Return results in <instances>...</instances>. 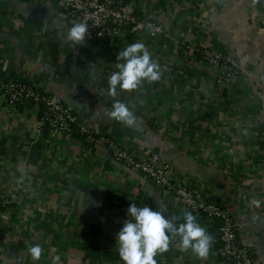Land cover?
Segmentation results:
<instances>
[{"label": "crops", "instance_id": "1", "mask_svg": "<svg viewBox=\"0 0 264 264\" xmlns=\"http://www.w3.org/2000/svg\"><path fill=\"white\" fill-rule=\"evenodd\" d=\"M125 1L155 19L163 36L123 30L114 41L74 45L61 7L0 0V72L64 104L97 140L43 132L35 108L0 106V198L17 192L20 213L0 234V264H52L57 255L59 264H123L116 235L130 203L167 218L187 211L168 190L116 162L105 139L137 158L159 156L171 184L189 188L202 204L221 205L252 264H264V0ZM136 42L161 77L131 92L117 88L113 98L107 81L117 54ZM205 46L238 66L221 94L194 51ZM114 100L134 112L133 125L107 115ZM197 223L213 237L208 256L182 251L175 238L157 264H224L214 252L215 223ZM36 243L43 248L38 261L27 251Z\"/></svg>", "mask_w": 264, "mask_h": 264}, {"label": "built area", "instance_id": "2", "mask_svg": "<svg viewBox=\"0 0 264 264\" xmlns=\"http://www.w3.org/2000/svg\"><path fill=\"white\" fill-rule=\"evenodd\" d=\"M62 8L71 23L84 22L88 25L85 40L108 39L114 41L120 32L150 38L163 36V29L149 16H140L135 8L125 0H44ZM214 72L216 91L223 92V84L235 80L239 70L233 57L219 54L205 46L194 50ZM33 104L38 114L40 130L46 126L49 132L70 135L77 128L86 142L97 141L94 133L84 126L79 118L64 104L53 100L47 93L21 81L0 75V106L18 107ZM112 158L131 171L148 177L160 188L168 190L184 207L197 218H205L218 223V237L215 239V254L224 264H252L247 250L240 245L236 228L229 214L216 202L200 203L193 192L180 185L171 184L168 164L159 156L146 152L137 158L130 150L118 147L111 140H102ZM19 202L17 192L11 199L0 198V234L9 227L10 219L20 213L15 210Z\"/></svg>", "mask_w": 264, "mask_h": 264}, {"label": "clouds", "instance_id": "3", "mask_svg": "<svg viewBox=\"0 0 264 264\" xmlns=\"http://www.w3.org/2000/svg\"><path fill=\"white\" fill-rule=\"evenodd\" d=\"M253 4L256 0H252ZM88 25L84 22L73 23L68 29L67 40L72 44L84 43L88 33ZM117 71L108 77V95L115 97L117 88L121 91H134L143 81L149 83L158 81L161 69L152 60L145 45L136 42L128 45L117 54ZM107 115L117 122L131 126L136 116L129 106L119 100H114L112 110ZM23 176L21 177L22 182ZM251 203L260 207L261 201L253 199ZM128 219L116 235V250L123 264H157L158 253L169 250L173 239L178 238V245L182 251H191L199 258L208 256L212 247L213 237L206 228L197 223V218L191 212L185 211L181 217L167 218L162 212L153 210L149 206L138 207L130 203L127 209ZM178 219L183 222L176 223ZM32 260H40L43 248L40 243L31 245L27 249ZM60 257L53 256L52 264H59Z\"/></svg>", "mask_w": 264, "mask_h": 264}, {"label": "trees", "instance_id": "4", "mask_svg": "<svg viewBox=\"0 0 264 264\" xmlns=\"http://www.w3.org/2000/svg\"><path fill=\"white\" fill-rule=\"evenodd\" d=\"M0 75L5 77V75L3 73H1V72H0ZM22 107H34V105L33 104H28V105H25V106H18L19 109L22 108ZM46 131H48V129L45 126L43 128V132H46ZM69 136H78L80 139L84 140V137L79 133V131L75 127L73 128V130H72V132H71V134ZM214 227H215V229L218 232V223H215Z\"/></svg>", "mask_w": 264, "mask_h": 264}]
</instances>
